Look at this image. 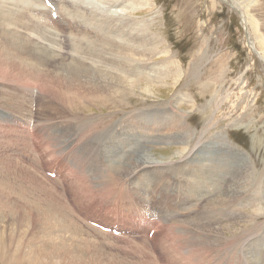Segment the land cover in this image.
<instances>
[{
  "label": "rangeland",
  "instance_id": "1",
  "mask_svg": "<svg viewBox=\"0 0 264 264\" xmlns=\"http://www.w3.org/2000/svg\"><path fill=\"white\" fill-rule=\"evenodd\" d=\"M135 1L138 10L131 6L124 18L110 14L105 19V39L102 36L108 47L105 51L115 53L107 45L111 39L106 28L117 19L129 20L131 27L138 28L135 32L142 35L143 50L139 48L135 56L128 52L136 67L121 63L125 70L114 69L116 73L110 71L108 78L117 88L122 87L119 79L132 80L135 90L131 95L111 96L107 103L87 102L84 111L74 116L63 106L62 92L70 90L57 87L49 92L43 89L41 78L26 83L30 73L21 68V73L15 71L16 65H33L37 72L49 75L50 66L72 62L67 52L83 57L101 47L99 28L87 22L90 14L80 15L82 26L70 28L72 37L80 38L77 47L69 40L68 51L45 57L43 62L40 42L33 35L40 28L32 21L30 8L22 9V1L2 0L4 16L10 20L0 21V43L12 56H0V66H4L0 68V264H150L149 250L158 264H163L160 252L164 255V251L172 257L171 264H264V0ZM74 2L70 0L71 5L78 4ZM124 2L131 5L133 0H121L117 9ZM51 20L57 22L54 15ZM63 30L67 39L69 33ZM121 30H114L112 37L125 45L129 36ZM31 51L36 55L31 56ZM105 57L110 56L106 53ZM86 59L55 70L99 76L100 62L96 70ZM129 71L138 78L131 72L128 75ZM138 118L143 126L152 121L149 131L137 126ZM75 119L81 122L74 123ZM91 119L102 123H96L99 127L94 132L84 133L81 123ZM132 125L141 135L128 132ZM113 129L115 134L123 129L122 136L113 139ZM108 139L121 150L122 160L105 149ZM91 145L102 149L92 156L94 160L101 162L106 153V169L116 171L114 180L85 152ZM143 152L161 164L141 174L135 165ZM81 158H86V166ZM201 165H206L208 174H194ZM53 166L54 172H49ZM200 178L208 183L197 184L203 181ZM181 179L185 185L178 183ZM179 189L186 192V200L176 206L173 198ZM214 200L220 202L208 203ZM214 206L220 210L213 211ZM161 208L164 215L154 218ZM61 211L71 223L77 221L81 231L59 230L58 223L67 225ZM212 216L218 225L208 228ZM51 219L54 222L49 224ZM97 226L113 227L120 236L103 235ZM70 234L72 238L66 237ZM176 238L180 249L173 251Z\"/></svg>",
  "mask_w": 264,
  "mask_h": 264
},
{
  "label": "bare ground",
  "instance_id": "2",
  "mask_svg": "<svg viewBox=\"0 0 264 264\" xmlns=\"http://www.w3.org/2000/svg\"><path fill=\"white\" fill-rule=\"evenodd\" d=\"M18 1H22V9H29L30 8V16H31V18H32V21H34V23H35V25L36 26H38V28H40L37 32H35L34 31V34L33 35H35V39H38V41L40 42V46L38 47L39 48V50H41V51H39L41 54H42V58L44 59L45 57H48L49 59L51 58V56H55L57 53H59L60 52V56H62L61 55V53L62 54H64L63 52L64 51H68L69 50V40H71V42H75V44L73 43L72 45H74L73 47L75 48V47H77L76 46V44H77V39L78 40H80V38H78V37H72V34H71V31H70V28H71V25H76V26H78V27H81L82 25V22L80 21V20H78L79 19V17H80V15H82V14H84V15H82L83 16V18H84V16H85V14L87 15V17H88V15L90 14V19H89V17H88V20H87V22L88 21H91V22H93V23H95L96 24V26L99 28V30H100V35H101V37L103 36L104 37V39H105V19H109L108 18V16H110V14L111 15H113V14H115V15H117L118 17H120V18H124V15H125V10H129V8L131 7V6H133V5H135L136 4V1L135 0H133V3H131V5H129V4H126L125 2H124V4L123 5H119V7H118V9H117V5L119 4V3H121V0H118V1H113V0H91V2H89V1H87V0H73V1H75L76 3H78V4H76L75 2V6H73V5H71L70 4V0H18ZM119 2V3H118ZM2 3H4V2H2V0H0V21L2 22V23H4L5 22V20L8 18V16H4V6H3V4ZM118 3V4H117ZM62 5H63V7H62ZM91 5H92V7H91ZM3 6V7H2ZM78 6V8H76ZM51 7V8H50ZM137 7V6H136ZM136 7L135 6H133V7H131L130 9H134V10H138V9H136ZM131 10V11H132ZM54 13H56L57 14V16H58V18L56 19V21L57 22H55L54 20H51V17H52V15L54 14ZM127 15V14H126ZM107 17V18H106ZM3 20V21H2ZM7 20H10V19H7ZM106 20V21H107ZM18 21H22V19H18ZM86 22V23H87ZM107 22H109V21H107ZM131 22V21H130ZM20 24V23H19ZM58 24L60 25V27L61 28H59V26H58ZM83 24H85L84 22H83ZM113 25L112 26H110L109 24V26L110 27H107L106 28V36L107 37H109L110 39H111V43L110 44H107V45H110V47L112 48V51L113 52H115V53H109V52H106L105 50H107V48L108 47H105V42H104V39H103V37H102V39H100L98 42L100 43L101 42V44H99L98 43V45H100L101 47H95V48H93V49H90V51L88 52V53H86V54H82V56L83 57H73V53H70V52H67V59H70V60H72V62H65V61H63L64 63H68L69 65H79V64H81V61H83V59L84 58H86L87 57V59L91 62V64H92V67L94 68V69H96L97 70V68L95 67V65H96V63H98V62H100L99 64L101 65V66H103V68H99L98 69V74H99V76H97V75H95V74H80L79 73V71H76V70H63V71H61V70H59V71H57V70H55V68L56 67H61L64 63H62V64H59V65H52V66H50L51 68H52V70H53V72H51L49 75H48V72L47 71H45V73H44V70L42 71V72H37V69H33V65H28V64H22V65H16V67H17V69H15V71H19V73H21V69H23V71L24 72H29L30 74V77L32 78H30V77H28L26 80H24L25 82L26 81H28V80H31V82L33 83L34 82V79H36L37 81L36 82H38L39 80H40V78H41V80H40V83L43 85V89H45V90H47V88H48V91L50 92V91H54V90H56L55 88H57V87H59V88H63V89H67V90H70V93H67L65 90H63V92H62V98H63V101H64V105L63 106H65V107H68V108H70L73 112H74V116H76L77 115V113L78 112H83L84 111V105L88 102H90V101H93V102H103V101H105V103H107V102H110V97L112 96H115V95H131L132 94V92H133V90H135V88H134V86H132V78L130 79L131 81H126L125 79H124V81H122L121 79H119L118 81L120 82V84H122V87H120V88H117L118 87V85L117 86H115L113 83L110 85V82L108 81V78H109V76L112 74V73H110V71L111 72H113V71H115V70H121V69H124V68H122V66L124 65V64H126L127 66L128 65H132V69H134L136 66H134V64H136L134 61H133V57L135 56V55H137V54H139V48H140V52H142V50H143V48H142V44H141V34L140 33H137L136 34V30H138V28L136 29V28H134V27H131V25L129 24V20L128 21H126V20H124V19H122V21L121 20H119V19H117L116 20V22H113L112 23ZM136 22H135V26H136ZM2 26V25H1ZM119 26V27H118ZM118 27V28H117ZM122 27H124V29L125 30H121L120 28H122ZM137 27H138V25H137ZM134 28V29H133ZM62 29H66V34L67 33H69V36L67 37V39L66 38H64V34H63V32H62ZM103 29V30H102ZM111 31H110V30ZM63 30V31H64ZM87 30V29H86ZM102 30V31H101ZM114 30L118 33H120V31L119 30H121V31H123V32H127V34H126V36H129V39H127V42H126V44L125 45H123L122 43H121V40L119 41V40H117L116 38L114 39V37H112V35L114 34ZM139 31V30H138ZM137 31V32H138ZM42 32V33H41ZM115 32V33H116ZM87 34V33H86ZM136 34V35H135ZM120 35V34H119ZM114 36H116L115 34H114ZM125 36V37H126ZM148 36H146V38H147ZM143 38H144V36H143ZM150 38V37H149ZM99 39V38H98ZM25 40V39H24ZM89 40V39H88ZM90 40H92L91 38H90ZM133 41H137V45H135V44H132V42ZM90 42V41H89ZM97 42V41H96ZM125 42V41H124ZM152 42V41H151ZM63 43H65L66 45V47L67 48H64L63 46H64V44ZM150 43V42H149ZM85 44H86V42H85ZM91 44H93V43H91ZM116 44V45H115ZM0 45H1V47H0V56L1 55H3L2 53H5V55L6 56H9V57H11L12 55L11 54H9V52H8V50L7 49H5L4 47H2V44L0 43ZM71 45V44H70ZM112 45V46H111ZM95 46V45H94ZM82 47H83V45H82ZM102 47H104V48H102ZM146 47V46H145ZM148 48V47H147ZM35 49V48H34ZM36 50V49H35ZM70 50H72V49H70ZM74 50V49H73ZM72 50V51H73ZM82 50V49H81ZM110 50V52H112L111 51V49H109ZM134 50V51H133ZM75 51V50H74ZM77 51V50H76ZM85 51V50H84ZM38 52V51H37ZM38 52V53H39ZM130 52H134L135 54H134V56H132L131 54H129ZM30 53V52H29ZM83 53V52H82ZM106 53L110 56L109 57V59H107L106 57H105V55H106ZM34 54L36 55V53L34 52ZM125 54H126V56H125ZM133 54V53H132ZM4 55V56H5ZM33 55V51H31V56ZM35 55H33V56H35ZM74 55H76V54H74ZM1 58V57H0ZM55 58V57H54ZM66 58H64V60H66ZM1 59H3V58H1ZM39 59V58H38ZM57 59V58H56ZM86 59V60H87ZM108 60V62L107 63H105V60ZM46 60V58L43 60V62ZM4 61V60H3ZM50 61V60H49ZM60 61V60H59ZM138 61V60H137ZM12 62L14 63V61H13V59H12ZM50 62H53V59L50 61ZM111 63V64H110ZM114 63H116V64H118V65H120L121 66V68H118L117 69V67H115L114 65ZM121 63H123V65L121 64ZM47 64V63H46ZM107 64V65H106ZM36 65L38 66V65H40V63H36ZM139 65V64H138ZM110 66H112V69H109V68H111ZM119 66V67H120ZM126 66V67H127ZM125 67V66H124ZM0 68L1 69H3L4 68V66H0ZM21 68V69H20ZM139 68V67H138ZM115 69V70H114ZM143 69V68H142ZM125 70V69H124ZM144 70V69H143ZM70 71V72H69ZM122 71V70H121ZM121 71H120V73H121ZM128 71V70H127ZM130 72L132 73V74H134L132 71H129V72H127V74L129 75L130 74ZM115 73H116V71H115ZM118 73V72H117ZM164 73V72H163ZM25 74V73H24ZM152 74V73H151ZM120 75V74H119ZM122 75V74H121ZM135 75V77H137V74H134ZM163 75V74H162ZM166 75H167V73H166ZM165 75V76H166ZM35 76H37L36 78H34ZM48 76V77H47ZM72 76V77H71ZM77 76V77H76ZM114 76V75H113ZM127 76V75H126ZM131 76V75H130ZM139 76V75H138ZM59 77H62V78H59ZM76 77V78H75ZM116 77H118L117 75H116ZM127 77H129V76H127ZM132 77H133V75H132ZM161 77H163V76H161ZM167 77V76H166ZM119 78V77H118ZM124 78V77H123ZM126 78V77H125ZM134 78V77H133ZM138 78V77H137ZM127 79V78H126ZM160 79V78H159ZM163 79H165V78H163ZM66 80V81H65ZM110 80V79H109ZM111 80L114 82V80L111 78ZM128 80V79H127ZM133 80H135V79H133ZM67 81H72V82H75L74 84H71V85H67L66 84V82ZM111 81V82H112ZM117 81V82H118ZM161 81H162V79H161ZM29 82V81H28ZM78 82V83H77ZM109 82V83H108ZM116 82V81H115ZM136 82V81H135ZM160 82V81H159ZM27 83V82H26ZM107 83H108V85H107ZM117 84V83H116ZM119 84V83H118ZM136 84V83H135ZM54 85H56V87H50V86H54ZM127 85V86H126ZM35 85H33L32 87H34ZM116 87V88H115ZM33 92V91H32ZM105 94H107V95H105ZM104 95V96H103ZM101 96H103V97H105V96H109V97H105V99H103V97H102V99H100V97ZM51 97V96H50ZM98 100V101H97ZM93 102H90V103H93ZM105 106V105H104ZM91 115V114H90ZM128 118V117H127ZM70 120V119H69ZM87 121H89V122H87ZM73 122L75 123V122H81V121H78V120H73ZM150 122H152L151 120H149L148 121V123H147V126H143L142 125V123H141V121H140V119L138 118V124H137V126H140V127H146V128H148V131H149V127L151 126V124H150ZM96 123H102L101 121H98L97 122V120H95V121H92V119L91 120H84L83 121V123H81V128L82 129H84V133H86V132H94L95 131V129L97 128V127H99L98 125H96ZM179 124V123H178ZM133 126L134 125H132L131 126V128L129 129V133H132L134 130H133ZM115 127V126H114ZM120 127V126H119ZM29 129V128H28ZM142 129V128H141ZM114 130H116V129H113V131ZM123 131V129H120V131H118L116 134H115V131H114V135H115V138H113V139H116V138H118V137H120V136H122V132ZM159 131V130H158ZM28 132V131H27ZM134 132H136V131H134ZM103 133H105V131L103 132ZM136 134H138V132H136ZM143 134V133H142ZM37 135V134H36ZM138 135H141V134H138ZM48 139H49V136L47 135L46 136ZM176 139V138H175ZM36 141V140H35ZM77 142V145H78V143L80 142V141H78V140H76ZM113 140H110V139H108V141H106L105 142V149L107 150V151H109V152H112V154L114 153H116L115 155H117L118 154V156H119V158H120V160H122V156H121V150H116V147L112 144L113 142H112ZM103 142V141H102ZM80 144H81V142H80ZM84 144V143H83ZM89 144H87L86 145V147L88 146ZM79 146V145H78ZM48 149H51V147L49 146L48 147ZM89 150V153L87 152ZM99 150H102L101 148H100V146L98 145V148L95 146V145H91V148L90 149H86V153H87V155H89L90 157H91V161L92 160H94L93 159V155L95 156V154H96V152L97 151H99ZM120 151V152H119ZM107 155H106V153H105V156H103V158H101L102 159V161L100 162L99 160L100 159H96V160H94V163H96L97 165H98V169H100L99 168V166H100V164H102L103 165V167H101V169L102 170H104L105 169V174H106V176L108 177V178H110V179H113L114 180V177H115V174H116V171L114 172L112 169L111 170H109V169H106V167H107V165H105V163H106V161H105V157H106ZM153 156V155H152ZM84 157H85V155H84ZM113 157V156H112ZM124 157V156H123ZM130 157V156H129ZM87 158V157H86ZM86 158L85 159H82L81 158V160H82V165L84 164V166H86L87 165V161H86ZM53 159H54V157H53ZM114 159V158H113ZM116 159V158H115ZM57 160V159H56ZM226 160H227V158H226ZM229 162H230V160H229ZM90 163V162H89ZM232 161H231V163H229L230 165H232ZM111 164H113V163H111ZM157 164H161V161H158V160H154V159H152L151 158V156L147 153V152H143V153H141V155H140V160H139V162L137 161V165H135V166H137V168L135 169V170H137V169H142V171L143 172H141V174H143V173H145V172H147V171H144L145 169H147V168H150V167H152L153 165H157ZM56 166V165H55ZM55 166H53V168H52V170H50L49 172H54V169L56 168ZM111 166V165H110ZM195 166V165H194ZM112 167V166H111ZM115 166H113V168H114ZM134 167V166H133ZM158 167V166H157ZM133 169V168H132ZM101 170V171H102ZM195 170V169H194ZM211 170H213V168H210V170L209 171H211ZM202 171H203V173H204V175L205 174H208L207 172V170H206V165H201V167L200 168H198L196 171H194L195 173L194 174H196V175H199L200 173H202ZM112 172V174H110ZM134 172H136V171H134ZM140 173V172H139ZM140 175V174H139ZM202 175V174H201ZM195 176V175H194ZM119 177V176H118ZM201 179V178H200ZM199 180V179H198ZM201 180H203L202 182H197V181H195V182H197V184H200V183H208L205 179H201ZM56 182V181H55ZM179 182H181L180 184H183V185H185V180L183 179H181V181H178V183ZM109 183V182H108ZM187 183H188V185H190L191 183L189 182V180L187 179ZM116 184V183H115ZM210 185V184H209ZM117 186V185H116ZM204 186V185H203ZM196 187H199V188H202V185H198V186H196ZM83 188V187H82ZM85 188V187H84ZM190 188V187H189ZM39 189V188H38ZM83 190V189H82ZM202 190V189H201ZM240 190H238V192H239ZM247 191H249V190H247ZM246 191V192H247ZM47 192V191H46ZM202 192V191H201ZM209 192H213V190H209L208 191V193ZM36 193V192H35ZM43 193V192H42ZM45 193V192H44ZM83 193V192H82ZM186 192H183V191H180V189L178 190V197L177 198H173V197H171L170 199H174V201L176 202V206H178V205H180L184 200H186L185 198H184V196L186 195L185 194ZM132 196H134L135 197V199L137 198L136 197V195L135 194H131ZM206 195H207V192H206ZM205 195V196H206ZM77 197V196H76ZM84 197V196H83ZM198 197H199V195H198ZM203 198H205V197H203ZM208 199V198H207ZM139 200H144V198L143 199H139ZM130 201V200H129ZM215 201L216 200H214V201H210V202H208L209 204H211V205H215L216 203H215ZM137 202H138V200H137ZM178 202H179V204H178ZM216 202H220V201H216ZM130 203V202H129ZM208 203H207V205H208ZM215 203V204H214ZM114 204V203H113ZM132 204V203H131ZM149 204H150V202H149ZM217 205V204H216ZM121 206V205H120ZM3 207V206H2ZM4 207H5V205H4ZM117 207H119V206H117ZM213 207V206H212ZM56 208V207H55ZM209 209L211 208V206L210 207H208ZM217 208V206H214V209H213V211H215V209ZM120 209H121V207H120ZM217 209H219L220 210V208H217ZM54 210V209H53ZM131 210V209H130ZM208 210V209H207ZM26 211V210H25ZM58 211H59V209H58ZM105 211H107V209H105ZM128 211V210H127ZM212 211V210H211ZM223 211V210H222ZM63 212H65V211H61L60 212V216H61V218H62V220H64L66 223H67V225H64V224H60V223H58L57 225V228L59 229V230H63V231H69L70 229H72V230H74V232L75 233H78L79 231H81V228H80V226H78V225H80V224H78L77 223V221H75V220H72V223H71V219H69V217H68V219L65 217V215H64V213ZM68 212V211H67ZM218 212V211H217ZM217 212H214V213H216L217 214ZM44 213V212H43ZM69 213V212H68ZM159 213L160 214H158V215H156V214H154L155 216H154V218H159V217H161L162 215H164V209L163 208H161L160 210H159ZM210 213V212H209ZM123 214V213H122ZM218 214H220V213H218ZM211 215V214H210ZM223 216V215H222ZM167 217V216H166ZM60 218V217H59ZM72 218V217H71ZM219 218V217H218ZM222 218V217H221ZM31 219V218H30ZM217 219V218H216ZM129 220V219H128ZM159 220V219H158ZM197 220V219H196ZM210 222L208 223V228H212V227H214L215 225H218V223H216L215 222V218L213 219V216L212 217H210L209 219H208ZM47 221V220H46ZM169 221V220H168ZM226 221V220H225ZM52 222H54L52 219L50 220V223L49 224H51ZM171 222V221H170ZM170 222H168V223H170ZM204 222V221H203ZM168 223H166L165 225H163L162 227V229H161V231L163 232V230H164V228L167 226V224ZM216 223V224H215ZM48 224V226L50 227V228H52V226L51 225H49ZM152 224H154V223H151L150 225H152ZM182 224V223H181ZM187 225V224H186ZM256 225V224H255ZM60 226V227H59ZM183 226V225H182ZM54 227V226H53ZM152 227V226H151ZM48 228V227H47ZM61 228V229H60ZM53 229V228H52ZM56 229V228H55ZM252 229V228H251ZM215 230H216V227L215 228H213V230H212V232H215ZM253 230V229H252ZM188 231V230H187ZM208 231V230H207ZM46 232H47V229H46ZM254 232V231H253ZM73 233V232H72ZM85 233V232H84ZM87 233V232H86ZM189 233H190V231H189ZM244 233V232H243ZM52 234V233H51ZM61 234H63V233H61ZM101 234H103V235H106V236H109V237H112L111 235H109V234H106V233H103V231L101 232ZM242 234V233H241ZM39 235V234H38ZM56 235V234H55ZM244 235V234H243ZM54 236V235H53ZM125 236V235H124ZM156 236V235H155ZM159 236V235H158ZM157 236V237H158ZM237 236H238V234H237ZM249 236V235H248ZM40 237V236H39ZM45 237V236H44ZM65 236H63V238H64ZM66 237H71V234H70V236L68 235V236H66ZM76 237V236H75ZM156 237V238H157ZM235 237V236H234ZM242 237V236H241ZM41 238V237H40ZM59 238V237H58ZM72 238V237H71ZM108 238V237H107ZM112 238H114V237H112ZM126 238H127V236H126ZM131 238V237H130ZM135 238V237H134ZM140 238V237H139ZM249 238V237H248ZM61 239V238H60ZM69 239V238H68ZM86 238H84V240H85ZM91 239V238H90ZM93 239V238H92ZM136 239V238H135ZM155 239V238H154ZM181 238H179V241L181 242V240H180ZM185 239V238H184ZM198 239V238H197ZM202 239V238H201ZM209 239H210V237H209ZM216 239V238H215ZM244 239V238H243ZM47 240V239H46ZM72 240V239H71ZM80 241H81V239H79ZM89 240V239H88ZM183 240V239H182ZM199 240V239H198ZM205 240H206V238H205ZM214 240V239H213ZM41 241V240H40ZM43 241V240H42ZM41 241V242H42ZM56 241H57V239H56ZM73 241V240H72ZM75 241V240H74ZM77 241V240H76ZM216 241H218V239L216 240ZM241 241H244V240H241ZM36 242H39L38 240L36 241ZM44 242H45V240H44ZM51 242H52V240H51ZM54 242V241H53ZM58 242V241H57ZM60 242V241H59ZM79 242V241H78ZM87 242V241H86ZM90 242V241H89ZM147 242V241H146ZM145 242V243H146ZM177 242H178V240H177V238L173 241V243H175L176 245L174 246L173 245V247H172V249H173V251H177L178 249H180V248H177ZM234 242V241H233ZM237 242V241H236ZM35 243V242H34ZM48 243V242H47ZM55 243V242H54ZM65 243V242H64ZM69 243V242H68ZM72 243V242H71ZM70 243V244H71ZM81 243H84L85 244V242H81ZM172 243V244H173ZM216 243V242H215ZM219 243V242H218ZM4 244V243H3ZM74 244V243H73ZM149 243H146V244H143V246L146 248H148V250H149V245H148ZM182 244V243H181ZM205 244V243H204ZM241 244V243H240ZM0 245H2V244H0ZM9 245H10V243H9ZM24 245V244H23ZM36 245H38V244H36ZM36 245H34V246H36ZM44 245V244H43ZM53 245V244H52ZM55 245V244H54ZM75 245H76V243H75ZM78 246H80L81 244H77ZM183 245V244H182ZM181 245V246H182ZM184 245H186V244H184ZM183 245V246H184ZM221 245V244H220ZM225 245V244H224ZM57 246V245H56ZM77 246V247H78ZM82 246H84V245H82ZM86 246H89V245H86ZM85 246V247H86ZM96 246V245H95ZM179 246V245H178ZM210 246V245H209ZM208 246V247H209ZM237 246V245H236ZM39 247V246H38ZM55 247V246H54ZM70 247V246H69ZM99 247V246H98ZM191 247V246H190ZM195 247H196V245H195ZM229 247H231V246H229ZM41 248H42V246H41ZM50 248V247H49ZM90 248V247H89ZM184 248V247H183ZM218 248V247H217ZM222 248V247H221ZM40 249V248H39ZM57 249V248H56ZM61 249V248H60ZM72 249V248H71ZM76 249V248H75ZM86 249V248H85ZM198 249V248H197ZM223 249V248H222ZM52 250H54V249H52ZM66 251L68 250V248L67 249H65ZM161 250H163L162 248H161ZM182 250V249H181ZM185 250V249H184ZM2 251V250H1ZM42 251V250H41ZM48 251V250H47ZM71 251H73V250H71ZM164 251V250H163ZM249 251H251V249H249ZM30 252V251H29ZM40 252V251H39ZM50 252V251H49ZM186 252V251H185ZM262 252H264V249L262 250ZM32 253V252H31ZM37 253V252H36ZM54 253H56V252H54ZM60 253V252H59ZM71 253V252H70ZM69 253V254H70ZM149 256L151 257H153V255H152V253H151V251L149 250ZM178 253L180 254H184V253H182V252H180V251H178ZM16 254V253H15ZM39 254V253H38ZM160 254H161V262L163 263V264H166V263H168V264H171V263H173V262H169V259L170 258H172L169 254H166L165 253V251H164V255L166 256H164L161 252H160ZM188 254V253H187ZM187 254L185 255V256H187ZM18 255V254H17ZM31 255V254H30ZM33 255V254H32ZM47 255V254H46ZM52 255V254H51ZM63 255V254H62ZM159 255V254H158ZM1 256V255H0ZM35 255H33V257H34ZM43 256V255H42ZM41 256V257H42ZM45 256V255H44ZM77 256V255H76ZM38 257H39V255H38ZM40 257V258H41ZM46 257V256H45ZM44 257V258H45ZM48 257V256H47ZM46 257V258H47ZM64 257V256H63ZM71 257V256H70ZM75 257V256H74ZM151 257V261H150V264H158L157 262H156V260H155V258L153 257L152 258ZM181 257V256H180ZM179 257V258H180ZM189 257V256H188ZM45 258V259H46ZM56 258V257H55ZM79 258H80V256H79ZM38 259V258H37ZM43 259V258H42ZM48 259V258H47ZM61 259V258H60ZM67 259V258H66ZM66 259H65V261H66ZM174 259V258H173ZM181 259H184V258H182L181 257ZM28 260V259H27ZM34 260V259H33ZM39 260H41V259H39ZM44 260V259H43ZM51 260V259H50ZM49 260V261H50ZM259 260V259H258ZM38 261V260H37ZM36 261V262H37ZM54 261V260H53ZM55 261L57 262V260L55 259ZM84 261V260H83ZM47 262V261H46ZM52 262V261H51ZM58 262H60V261H58ZM63 262V261H62ZM74 262H75V260H74ZM90 262V261H89ZM261 262H264V260L263 261H261ZM43 263V262H42ZM47 263H49V262H47ZM53 263V262H52ZM55 263V262H54ZM68 263V262H67ZM66 262H65V264H67ZM73 263V262H72ZM76 263H77V261H76ZM79 263V262H78ZM41 264V263H40ZM56 264V263H55ZM74 264V263H73Z\"/></svg>",
  "mask_w": 264,
  "mask_h": 264
}]
</instances>
